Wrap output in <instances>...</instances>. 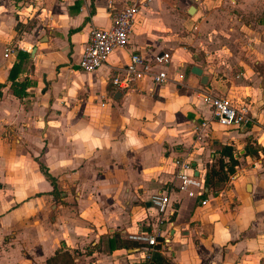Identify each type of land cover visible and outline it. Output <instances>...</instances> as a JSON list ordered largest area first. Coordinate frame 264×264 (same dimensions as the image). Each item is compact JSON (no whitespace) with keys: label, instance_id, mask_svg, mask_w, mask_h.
<instances>
[{"label":"crops","instance_id":"1","mask_svg":"<svg viewBox=\"0 0 264 264\" xmlns=\"http://www.w3.org/2000/svg\"><path fill=\"white\" fill-rule=\"evenodd\" d=\"M126 1L0 0V264H138L129 234L156 226L157 191L174 209L154 252L165 264H264V0H150L125 47L83 71L89 28L110 27ZM18 49L29 56L16 80L32 82L22 99L7 79ZM133 52L169 53L155 67L166 82L114 87ZM204 93L246 105L251 121L218 124ZM224 146L234 170L222 155L223 179L205 184ZM186 155L201 196L175 186L174 159Z\"/></svg>","mask_w":264,"mask_h":264},{"label":"built area","instance_id":"2","mask_svg":"<svg viewBox=\"0 0 264 264\" xmlns=\"http://www.w3.org/2000/svg\"><path fill=\"white\" fill-rule=\"evenodd\" d=\"M40 5L42 0H32ZM150 0H127L122 8L116 10L111 17V25L107 28L91 26L87 40L83 46L78 66L83 71H93L107 61L109 54L116 48L125 47L137 14L148 5ZM12 46L5 49L12 51ZM169 53L162 52L154 57L153 61L146 60L139 53H131L129 60L120 66L114 67L109 77L112 85L121 90H131L140 80L149 79L154 84H164L167 74L163 69H155L157 65L168 62ZM204 102L210 107L215 121L222 126H240L251 121L249 109L246 105H235L225 96L210 93L203 94ZM206 122H200V127H195L198 134ZM174 178L178 190L189 196H201L206 191L204 182L193 173V165L189 155L178 156L174 159ZM235 175L230 176L233 179ZM206 199L200 203L205 204ZM150 207L154 209L156 226L151 225L150 231L134 232L129 238L140 242L143 253L138 264H152L153 254L169 243V237L162 234L159 224L173 214L174 209H168L169 196L166 191H157L149 198ZM153 217V216H152Z\"/></svg>","mask_w":264,"mask_h":264},{"label":"trees","instance_id":"3","mask_svg":"<svg viewBox=\"0 0 264 264\" xmlns=\"http://www.w3.org/2000/svg\"><path fill=\"white\" fill-rule=\"evenodd\" d=\"M29 53L26 51H23L21 49H18L16 52V59L17 61H15L11 68L9 69V73H8V80L11 82L10 83V89L11 92L19 99H22L25 95H26V88L28 85H30L32 82L27 80V78H23L22 80H16L17 76L19 74L20 71V67H21V61L24 58H28ZM3 86V83H0V89ZM0 95H1V91H0ZM220 157L217 158L216 163H215V170L214 165H211L209 167V171L206 173V177H205V184H209V183H213L216 184V182H214L212 180V177L214 178L215 176H217V179H223V167L226 164V162L223 160V158L221 157L222 155L227 156L228 157V166L227 169L229 172H232L234 170V165L237 163L236 159L233 157L232 151H231V147L229 146H224L222 147L221 153H220ZM40 169L42 170L43 174L47 177V179L50 181V183L53 186L52 191H56V181L55 178L48 172L47 168L40 163ZM153 260L156 262V264H165L166 261L162 258V256L160 254H154Z\"/></svg>","mask_w":264,"mask_h":264},{"label":"water","instance_id":"4","mask_svg":"<svg viewBox=\"0 0 264 264\" xmlns=\"http://www.w3.org/2000/svg\"><path fill=\"white\" fill-rule=\"evenodd\" d=\"M192 10H193V6H192ZM189 12H191V11H189ZM33 50H34V48H32L31 55L33 54ZM192 71H193L194 73H196V74H200V72H201L200 69L197 68V67H193V68H192ZM201 83H203V84L206 83L205 76H202Z\"/></svg>","mask_w":264,"mask_h":264},{"label":"rangeland","instance_id":"5","mask_svg":"<svg viewBox=\"0 0 264 264\" xmlns=\"http://www.w3.org/2000/svg\"><path fill=\"white\" fill-rule=\"evenodd\" d=\"M183 204H184V202H183Z\"/></svg>","mask_w":264,"mask_h":264}]
</instances>
